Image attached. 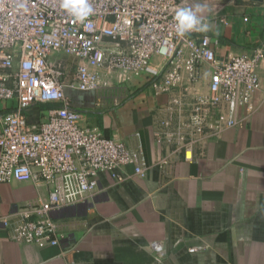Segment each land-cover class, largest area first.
<instances>
[{"label": "built area", "instance_id": "1", "mask_svg": "<svg viewBox=\"0 0 264 264\" xmlns=\"http://www.w3.org/2000/svg\"><path fill=\"white\" fill-rule=\"evenodd\" d=\"M187 1L88 0L92 14L80 21L62 0H0V103L14 104L0 109V184L50 189L46 201L0 215V231L11 241L58 246L55 215L95 192L99 172L131 167L137 178L148 175L140 151L81 125L68 88L93 92L102 109L122 106L143 85L157 98L168 95L153 132L157 143L172 147L156 166L163 175L177 158L192 162L209 141L244 127L239 108L253 111L264 45L251 55L218 59L206 31L177 34L174 17ZM64 58L75 64L72 76ZM36 102L57 106L30 123L27 111ZM150 249L161 264L164 246L153 241Z\"/></svg>", "mask_w": 264, "mask_h": 264}, {"label": "crops", "instance_id": "2", "mask_svg": "<svg viewBox=\"0 0 264 264\" xmlns=\"http://www.w3.org/2000/svg\"><path fill=\"white\" fill-rule=\"evenodd\" d=\"M186 8L207 19L206 35L220 60L264 45V0H188ZM203 73L207 82L209 70ZM257 73L253 111L239 108L244 127L209 141L192 162L177 158L165 175L156 166L172 147L157 143L153 132L168 95L157 98L143 85L122 106L102 109L93 92L66 89L81 125L140 151L148 175L137 178L131 167L99 172L95 192L55 215L58 246L15 243L0 231V264H157L153 241L166 251L161 264H264V59ZM41 105L50 104L36 102L27 111L30 123L56 107ZM49 190L44 183L0 184V215L46 201Z\"/></svg>", "mask_w": 264, "mask_h": 264}, {"label": "clouds", "instance_id": "3", "mask_svg": "<svg viewBox=\"0 0 264 264\" xmlns=\"http://www.w3.org/2000/svg\"><path fill=\"white\" fill-rule=\"evenodd\" d=\"M62 8L80 21H84L93 11L88 0H62ZM174 20L177 34L180 36L190 32H203L207 30V25L201 23L196 11L192 8H178Z\"/></svg>", "mask_w": 264, "mask_h": 264}, {"label": "trees", "instance_id": "4", "mask_svg": "<svg viewBox=\"0 0 264 264\" xmlns=\"http://www.w3.org/2000/svg\"><path fill=\"white\" fill-rule=\"evenodd\" d=\"M4 103V105H2ZM5 103L6 102H1L0 103V109H1V111H3V112H8V111H10V110H12V108H8L6 105H5ZM1 105H2V108H1ZM56 105V104H55ZM57 106V105H56ZM41 107L42 108H52L53 106H51V104L50 105H46V106H44V105H41Z\"/></svg>", "mask_w": 264, "mask_h": 264}, {"label": "rangeland", "instance_id": "5", "mask_svg": "<svg viewBox=\"0 0 264 264\" xmlns=\"http://www.w3.org/2000/svg\"><path fill=\"white\" fill-rule=\"evenodd\" d=\"M63 60L66 61V63L70 66V68H71L70 73H71V76H72L74 74V66H75V64L70 62V59H68V58H64Z\"/></svg>", "mask_w": 264, "mask_h": 264}, {"label": "water", "instance_id": "6", "mask_svg": "<svg viewBox=\"0 0 264 264\" xmlns=\"http://www.w3.org/2000/svg\"><path fill=\"white\" fill-rule=\"evenodd\" d=\"M254 2H262L263 0H252Z\"/></svg>", "mask_w": 264, "mask_h": 264}]
</instances>
